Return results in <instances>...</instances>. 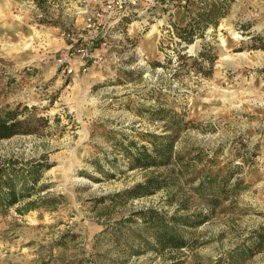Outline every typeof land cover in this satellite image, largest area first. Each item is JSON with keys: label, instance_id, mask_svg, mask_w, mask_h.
I'll return each instance as SVG.
<instances>
[{"label": "rangeland", "instance_id": "rangeland-1", "mask_svg": "<svg viewBox=\"0 0 264 264\" xmlns=\"http://www.w3.org/2000/svg\"><path fill=\"white\" fill-rule=\"evenodd\" d=\"M112 1L0 0V108L34 107L47 120L35 135L0 140V165L49 167L29 198L0 213V264H214L264 229V0H233L187 47L168 25L175 0H138L123 30L121 12L105 13ZM97 15L103 29L94 32ZM205 42L211 68L193 61ZM159 107L183 116L180 153H198L205 174L233 167L247 186L186 231L188 248L162 254L139 243L152 241L139 220L126 219L147 208L206 214L203 202L181 181L169 193L117 197L149 171H97L119 158L116 140L160 133ZM252 254L242 264H264V247Z\"/></svg>", "mask_w": 264, "mask_h": 264}, {"label": "trees", "instance_id": "trees-1", "mask_svg": "<svg viewBox=\"0 0 264 264\" xmlns=\"http://www.w3.org/2000/svg\"><path fill=\"white\" fill-rule=\"evenodd\" d=\"M177 10L178 18H169L168 25L173 28L180 44L185 47L193 44L196 39L204 40V34L209 29H216L219 22L225 17L233 0H178L172 1ZM178 3V4H177ZM133 15H123L116 24V29L122 30L133 21ZM142 20V19H141ZM201 51L193 58L195 63L205 58L209 68L212 67L216 57L210 54L213 47L208 42L203 44ZM205 49V50H204ZM209 74L205 72V77ZM12 81V80H11ZM10 81V82H11ZM6 82V86L10 85ZM0 90V98L3 96ZM154 120L163 124L160 133H138L139 140L119 139L115 141L114 148L119 158L107 160L109 170L98 169V173L113 178L114 172L122 174L121 165L126 171H149L143 182L122 190L117 197L138 199L152 196L158 192L169 193L181 181L193 195L200 199L206 208V214L193 213L178 215L179 210L173 214L147 208L139 210L126 219V222L139 220L143 227L149 231L152 241L141 237L139 243L158 254L165 251H179L188 248L191 244L187 239L186 231L196 229L205 224L211 214L226 201L235 197L247 186L244 181L234 177L233 167L218 171L215 174H205L198 169L199 154L192 150L180 153L177 140L180 131L184 128L183 116L165 108L159 107L152 112ZM47 123L44 117L37 116L35 108H28L22 104L5 105L0 108V140H7L14 136L35 135L41 125ZM243 159V158H241ZM49 169L41 164H31L26 168L16 169L9 165H0V213L6 209L29 198L34 190L41 172ZM125 171V172H126ZM185 208H180L184 210ZM250 239L252 246H242L227 254L223 260L214 264H242L254 252H260L264 247V229L254 232ZM140 235V234H139ZM142 236V235H140Z\"/></svg>", "mask_w": 264, "mask_h": 264}, {"label": "built area", "instance_id": "built-area-1", "mask_svg": "<svg viewBox=\"0 0 264 264\" xmlns=\"http://www.w3.org/2000/svg\"><path fill=\"white\" fill-rule=\"evenodd\" d=\"M137 2L138 0H114L111 3H109L108 5H106L105 7V13H113L114 11H119L121 12V15H128L130 13V10L132 8H134L135 6H137ZM101 16L97 15L96 18H94L93 20H88L89 25L88 28L91 31H98L100 29H103L102 23L100 21H97V19H100ZM80 54V58L81 59H86L87 57V53L86 50L81 49L77 51ZM83 68V71L85 70V66L86 62L84 61V63L81 64Z\"/></svg>", "mask_w": 264, "mask_h": 264}]
</instances>
